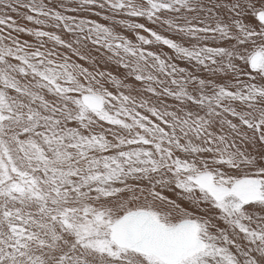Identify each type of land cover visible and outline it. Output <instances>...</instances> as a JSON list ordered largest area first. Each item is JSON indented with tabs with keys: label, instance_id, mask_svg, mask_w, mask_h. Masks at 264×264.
Here are the masks:
<instances>
[{
	"label": "snow or ice",
	"instance_id": "6c2138e0",
	"mask_svg": "<svg viewBox=\"0 0 264 264\" xmlns=\"http://www.w3.org/2000/svg\"><path fill=\"white\" fill-rule=\"evenodd\" d=\"M0 264H264V0H0Z\"/></svg>",
	"mask_w": 264,
	"mask_h": 264
}]
</instances>
